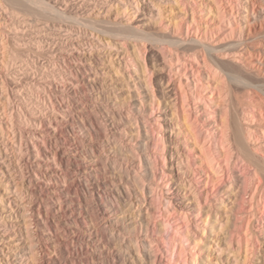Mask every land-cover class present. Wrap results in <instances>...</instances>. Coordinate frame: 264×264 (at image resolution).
<instances>
[{
	"label": "bare ground",
	"instance_id": "obj_1",
	"mask_svg": "<svg viewBox=\"0 0 264 264\" xmlns=\"http://www.w3.org/2000/svg\"><path fill=\"white\" fill-rule=\"evenodd\" d=\"M7 1L13 6L20 5L25 14L27 11L34 17L29 25L35 33L32 40L35 50L22 51L15 47L10 56L11 51L8 53L7 45L3 44L5 33L0 32V75L17 67L15 70L22 77H28L34 62L30 63V53H34L35 58L45 56L48 51L45 52L44 47L56 51L55 56H48L51 65L56 66V59L62 64L53 66V70L50 68V74L39 76L38 83L34 84V88L38 86L33 92L35 95L31 93L37 97L36 106L33 105L36 110L28 107V115L15 117L10 112L7 78L0 79V242L11 237L18 221L16 212L24 219L29 218L35 230L26 226L27 235L33 234L36 240V243H24L21 252H14L12 255L16 259L13 262L8 256L5 262L0 257V264H145L147 261L141 252L151 261L145 244L153 245V239L147 237L143 241L135 237L132 240L138 242L139 247L133 250L136 246L133 248L132 241L121 232L120 228L124 227L118 226L119 222L125 224L127 217L131 218L127 206L145 207L147 192L143 179L127 178L122 168L127 165V143L117 134L121 133L119 131L127 134V124L118 126L120 118H115L110 99L121 103L127 90L121 91L124 84L106 79L110 70L115 79L120 76L121 70L113 64L114 57L126 70L131 66L133 61L127 57L128 40L134 43L135 57L143 61L145 47L142 51L139 44L144 39L148 41L149 37L153 44L167 48L166 60L174 65L170 72L179 81L180 92L175 98L182 115L189 106V96L206 106L210 112L205 114L210 116L213 125L215 141H211L222 154L217 149L205 150L206 145L197 140L196 130L191 127L192 120L185 119L186 115L182 118L184 139L199 147L211 178L218 180L223 177L222 172L230 176L233 167L239 169L243 182L251 187L249 213L253 216L254 207L264 213V197H260L264 196V0H224L228 9L218 5L216 17L209 22L200 21L187 0H97V4L89 0L86 9L79 13L58 9L51 0ZM145 7L146 17L154 20L164 17V10L169 13L172 7L176 8L177 12L171 16L172 20L170 18L171 23L174 20L173 25L158 36L147 35L131 23L133 16ZM1 10L6 12V8ZM65 21L74 22L85 31L80 30L82 33L79 31L78 35L73 29L75 34H72L70 28H63ZM24 23H27L24 19L19 21V24ZM200 25L205 28L200 30ZM190 33H193L192 37ZM208 34L211 39L207 38ZM19 42L18 47L23 44ZM62 65L67 70H62ZM186 67L189 73L185 71ZM73 69L82 72L81 81L72 75ZM152 72L142 66L138 77L141 82L137 84L150 100L157 99ZM188 74L196 86L194 89H185L180 81L183 77L189 82ZM81 95L82 101L77 99ZM208 102L214 103V107L210 108ZM28 104L34 103L29 101ZM141 144L145 145V142ZM128 147L131 149L132 146ZM11 153L21 190L18 184L11 183ZM146 153L148 158L156 152ZM160 156L165 158L164 154ZM155 169V164L150 166V171ZM132 172L139 177L136 170ZM128 185L139 193L140 199L132 196ZM73 189L77 205L72 207L70 194ZM26 195L30 197L27 208L23 202ZM131 196L137 203L131 201ZM135 219L141 225L139 219ZM182 219L187 225L186 213ZM128 249L135 252L137 259H133ZM191 252L190 263L196 264V253ZM0 254L3 256L1 249ZM188 260L183 263L187 264ZM252 262L247 260L242 264ZM227 264L239 263L229 256ZM257 264H264V256Z\"/></svg>",
	"mask_w": 264,
	"mask_h": 264
},
{
	"label": "rangeland",
	"instance_id": "obj_2",
	"mask_svg": "<svg viewBox=\"0 0 264 264\" xmlns=\"http://www.w3.org/2000/svg\"><path fill=\"white\" fill-rule=\"evenodd\" d=\"M43 1L47 2L48 0ZM51 1L58 9H68L67 12L69 13L81 12L82 9H86V1L89 2V0ZM91 1L93 4L98 3L97 0ZM187 3H190L192 8L196 10L195 13L197 18L202 22H209L212 18L214 19V17H216V7L218 5H223V7L228 9L224 0H193L192 3L191 0H187ZM141 4L145 6L143 3ZM0 5L2 6H0V32L5 33V42L3 44L7 45L8 53L11 51L10 56L16 48L22 51L26 49H29L28 51L35 50L32 49L34 43L32 40L35 37V33L29 25L30 22L34 21V17L29 15L27 11V14H25V9L20 5L13 6L7 0H0ZM1 8H6V12L4 13ZM173 8L174 7H172V9ZM146 9L145 7V9L139 10L136 16H133L131 23L134 26L142 28L147 35L152 37L158 36L165 31V28L170 24L171 26L173 25L174 20L171 23V16L177 12L176 8L173 9L175 12L172 11V9H170L169 13L164 10L162 12L164 17H159L155 20L146 17ZM188 15L189 13H187V17L190 19ZM21 19H24L27 23L19 24ZM70 22L71 21L62 22V26L63 28H70L69 31L72 32V34L78 32L77 34L79 35L81 32L80 30H82V32L85 31L84 28L79 29L78 27L80 26L74 24V22ZM198 28L203 30L205 26L200 25ZM73 29L75 32H73ZM189 35L192 37L193 33ZM148 38V41L144 39V42L140 43L141 46L138 43L142 51H144L143 46L145 47L146 54L144 61L135 57L136 55L132 51V45H134V43L129 40L127 41V57L133 61L130 65L133 66L136 71L131 66H127V70L121 67L114 57L113 64L114 67L116 66L121 70L120 76L115 79L114 73L111 70L109 74L106 75L108 82L122 83L124 85L121 91L124 92L127 90V93H124L123 99L120 101L121 103L111 101L110 99V105L113 106L111 110L114 112L115 118H120L118 126L121 127L120 123L127 124V134H122L124 133L122 131H119L121 133L117 134L119 138L123 139V142L127 143V165L124 167L122 166V168L124 172L126 171L127 178L129 176L130 179H133V177L134 179H143V183L145 182V192L147 191L145 195V207L140 205L135 209L132 208L133 205L127 206V214L130 215L131 218L127 217L123 222L125 224L119 222L118 226L124 227L120 228L121 232L126 238L132 241L131 246L133 248L136 246L133 250L139 247L137 245L138 242L136 244V242L132 240L135 237L138 236V238L143 241L147 237L153 239V245L148 246L147 243L145 244L146 251L151 254L149 256L152 262L150 260L148 261L144 252H141V256L148 262H145V264H184L183 261L185 259H189L187 264H191V250H194L196 253V264H227L229 256L235 257L239 264L247 260L249 262L252 260L253 264H257L261 261V256H264V213L258 212L256 207L252 208L254 210L253 216L249 213L250 198L248 192L251 187L248 183L246 184V182H243L242 173L240 174L239 169L233 167L230 176H226L228 174L222 172L223 177L218 180H215L214 177L211 178L212 175H210L208 171L206 160L202 153H200V149L198 150L199 147L195 146V148L188 140L184 139L185 129L184 125H182V118L186 115L185 119L188 117L187 120H192L191 127H194L196 130L195 135L197 136V140H200L206 145L204 146L206 149H204L208 151L217 149L214 148L211 141H215L214 137H212V120L210 116L205 114L206 112H210V110H207V107L203 106L202 103L200 104L203 107L196 101L194 102L192 97L189 96L187 99L189 106L185 109V115H182L178 99L175 98V94L179 95L180 92L178 89L179 81H177V77L173 76L170 72L171 66L174 67V65L173 62H168V60H166V56H168V52L166 51L167 48L165 47L166 49H164V46L157 43L153 44V41ZM207 38L211 39V36L208 34ZM17 41L19 44H22V42L23 44L18 47ZM44 49L45 52L46 50L50 52H46V54L44 53L45 56L38 58L34 57V53L31 54L29 52L30 63H32L33 60L34 62L29 68L28 77H22L23 75L15 70L17 67L11 69L9 71L10 73H5L7 76L5 74L0 75L1 80L2 77L7 78L5 79L8 84L6 93L9 97L10 107H12L9 110L11 113L13 112L15 117L19 115H28L30 109L33 111L36 110L34 106H36L35 102L37 97L31 96V93L35 95L33 92H36L35 89L38 88V86L34 88V84L38 83V78L41 74H50V68L52 69V67L55 66L53 64L51 65V62H49L51 58L48 56H55L56 51H51L53 50L52 48L49 50V47H44ZM119 56H122V53ZM120 61L121 60H119V64ZM54 62L56 66L62 64L57 59ZM186 62L190 63V61ZM142 66H146L147 69L153 71L152 77L155 81L154 93L158 100L154 98L150 100L147 94H142L144 90L137 85L141 82L138 77L141 75ZM65 67V65H62L61 69L64 71L67 70ZM182 69H184V67H182ZM55 70L56 69H54V71ZM11 71L13 72L11 73ZM185 71L189 73V68L186 67ZM81 73L77 69H73L72 75L75 77L78 76V79L81 81ZM180 78L185 89H194L196 87L193 85L191 81L192 78L189 74V82H186L183 77ZM167 82L169 84L166 86ZM187 84H189V87ZM136 89L138 92L135 94ZM197 89H200V86L199 88L197 87ZM174 98L177 99V101H175ZM77 99L81 101L84 100L82 95L78 96ZM28 100L32 101L34 104L28 106ZM151 103L153 105H151ZM218 103L220 104L221 102L218 101ZM207 104H209L210 108L214 107V103L208 102ZM28 107L31 108L29 109ZM126 112H128L127 115L125 114ZM73 113L77 114L76 111H73ZM1 114L2 109L0 106V115ZM16 134L20 137L18 131H16ZM205 136H207V138H205ZM141 142H145V145H142ZM128 145L132 146L131 149ZM217 150L219 154H222L220 153L222 152L220 149ZM146 152L152 154L156 152L155 155L153 154L154 157H148L149 159L152 157L153 162H151V159L149 162V159L145 155L147 154ZM163 154L165 155L164 159L160 156ZM11 155L12 153L10 154V164L12 166L11 183L13 185L18 184V189L21 190L19 173ZM6 159L8 161V158ZM153 163L156 169L150 171V166L154 165ZM140 165L143 167V172L140 170ZM163 165H165V167ZM160 169H163V171ZM132 170H136L139 177L136 178ZM128 186L132 196H137L138 199H140L141 196L138 192H135L132 185ZM149 186H151V188ZM258 195H260V193ZM70 196L73 202L72 207L76 206L77 196L75 189L72 190ZM132 196L130 198L131 201L137 203ZM260 197L263 198L264 196L260 195ZM29 198L30 197L26 195L23 201L26 208L30 200ZM18 207L20 208L21 205L18 204ZM18 207L15 206L14 208L17 209ZM183 213H186L189 219L187 225L182 219ZM16 216L18 217V221L14 224L15 226L12 229L11 237H5L3 241L0 242V249L3 251V256L0 254V257L4 262L6 261V256L13 262V259H16V257H13L12 254L14 252H21L20 247H23L24 243L29 244V241L31 243H36L33 234L30 237L27 235L26 226L31 231L33 229L35 230L29 218L26 217L24 219L17 212ZM135 218L139 219L138 221L141 225H138ZM184 225L187 226L188 232H186ZM37 234L41 237V232L39 230ZM129 251H131L133 259H137L135 252L132 250Z\"/></svg>",
	"mask_w": 264,
	"mask_h": 264
}]
</instances>
